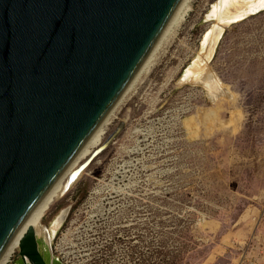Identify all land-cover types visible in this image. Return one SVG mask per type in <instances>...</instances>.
Wrapping results in <instances>:
<instances>
[{"label": "rangeland", "instance_id": "374dc122", "mask_svg": "<svg viewBox=\"0 0 264 264\" xmlns=\"http://www.w3.org/2000/svg\"><path fill=\"white\" fill-rule=\"evenodd\" d=\"M214 1L185 2L77 169L124 130L42 221L69 209L52 246L38 240L48 264H264V9L225 27L207 86L184 69Z\"/></svg>", "mask_w": 264, "mask_h": 264}, {"label": "water", "instance_id": "95a60500", "mask_svg": "<svg viewBox=\"0 0 264 264\" xmlns=\"http://www.w3.org/2000/svg\"><path fill=\"white\" fill-rule=\"evenodd\" d=\"M182 1L0 0V261ZM19 251L23 264H47L33 230Z\"/></svg>", "mask_w": 264, "mask_h": 264}, {"label": "bare ground", "instance_id": "6f19581e", "mask_svg": "<svg viewBox=\"0 0 264 264\" xmlns=\"http://www.w3.org/2000/svg\"><path fill=\"white\" fill-rule=\"evenodd\" d=\"M188 0H183L177 10L175 11L174 15L170 19L168 26L166 27L165 31L163 32L162 36L159 38L157 43L152 48L149 55L144 60L143 64L141 65L140 69L131 80L125 91L122 93L118 101L112 107L111 111L108 115L104 118L102 123L99 127L95 130V132L91 135L88 141L84 144L81 148L79 153L67 167V169L63 172L60 178L56 181V184L52 187L49 193L45 196V198L41 201L37 209L34 211L28 222L10 244L8 250L4 254L0 264H9L11 258L13 257L14 253L20 250L21 243L27 236L30 230H33L36 236V240L43 239L44 242L47 244L48 247L52 246L54 239L56 238L59 231L64 226L68 214L69 209L62 210L58 213V215L51 221L49 226L42 225V221L47 216V214L52 210L55 204L62 198V196L71 188L73 182H69L71 175L78 171V165L86 159L94 149H96L99 145H101L103 141V137L105 135L106 125L109 123L112 113L114 112L115 107L118 105L119 101L123 97L124 93L130 87V85L134 82L135 78L137 77L141 68L146 64L148 59L151 57L154 48L163 38V36L168 32V29L173 23H178L182 20V18L188 14L191 10L190 6L185 7V2ZM264 9V0H215L211 3L210 10L207 13L208 19L213 20V25L207 31L201 40V51L197 53L198 55L194 58L191 65L187 66L184 69V79L191 78L195 79L196 81L203 82L205 85L210 86L211 80H216L214 78L215 74L207 67V62L213 57L215 49L219 43V40L222 37L223 31L226 26L229 24L239 21L240 19L244 18L245 16L259 12L260 10ZM187 81V79H186ZM197 136V135H196ZM107 140V139H106ZM105 140V141H106ZM105 143V142H104ZM102 144V146L104 145ZM101 146V147H102ZM98 150V149H97ZM96 152V151H95ZM77 169V170H76ZM83 170L80 171V173ZM78 172L76 175V179L80 175ZM12 262V261H11Z\"/></svg>", "mask_w": 264, "mask_h": 264}, {"label": "flooded vegetation", "instance_id": "af4514ba", "mask_svg": "<svg viewBox=\"0 0 264 264\" xmlns=\"http://www.w3.org/2000/svg\"><path fill=\"white\" fill-rule=\"evenodd\" d=\"M66 221H67V220H66ZM65 223H66V222H65ZM64 225H65V224H64ZM63 227H64V226H63ZM63 227H62V228H63ZM60 231H61V230H60ZM60 231H59V232H60ZM58 234H59V233H58ZM58 234H57V236H58ZM57 236H56V238H57ZM56 238H55V239H56ZM55 239H54V240H55ZM39 250H40V246H39ZM40 254H41V252H40ZM41 255H42V254H41ZM42 257L44 258V256H43V255H42ZM44 260H45V258H44ZM45 261H46V260H45ZM46 263L48 264V262H47V261H46Z\"/></svg>", "mask_w": 264, "mask_h": 264}, {"label": "built area", "instance_id": "2783aa9c", "mask_svg": "<svg viewBox=\"0 0 264 264\" xmlns=\"http://www.w3.org/2000/svg\"><path fill=\"white\" fill-rule=\"evenodd\" d=\"M239 264H245V262L243 260H241Z\"/></svg>", "mask_w": 264, "mask_h": 264}]
</instances>
